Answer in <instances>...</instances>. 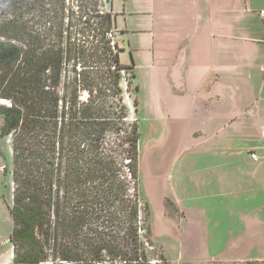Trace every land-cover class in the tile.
<instances>
[{
    "label": "trees",
    "instance_id": "1",
    "mask_svg": "<svg viewBox=\"0 0 264 264\" xmlns=\"http://www.w3.org/2000/svg\"><path fill=\"white\" fill-rule=\"evenodd\" d=\"M101 8L99 0H0L14 264H167L150 259L139 194V125L125 101L135 63L110 49L115 17Z\"/></svg>",
    "mask_w": 264,
    "mask_h": 264
},
{
    "label": "rangeland",
    "instance_id": "2",
    "mask_svg": "<svg viewBox=\"0 0 264 264\" xmlns=\"http://www.w3.org/2000/svg\"><path fill=\"white\" fill-rule=\"evenodd\" d=\"M102 6L110 10L109 0ZM262 6L254 3L253 8ZM103 7L101 10H105ZM131 56L126 51L122 59L130 64ZM215 61L217 69L221 68L217 71L220 85L212 92L221 102L211 100L204 112L199 104L207 98L201 92L194 94L190 109L175 108L166 96V103L159 104L161 110H155V96L139 87L142 76L147 77L145 70L136 67L126 74L128 78L131 73L135 75L125 92V101L130 121L136 120L139 125L138 185L141 202L148 206L152 241L148 249L155 252L149 255L152 261L162 255L167 264H264V231L253 233V226L258 225L253 221V198H264V192L253 194V186L264 184V69H259L264 56L258 54L251 65L253 71L244 58L235 61L221 55ZM211 62L209 57L203 65L209 67ZM2 125L0 116V129ZM253 154L257 160L252 159ZM12 158V133L0 135V264H14L9 241L14 185L11 173L7 177L3 173L6 166H11ZM223 159L227 181L240 178V189L229 191L238 200L233 214L228 204H213L219 196L218 188L201 185L213 183V176L203 174L202 168L214 167L218 160L222 166ZM255 167L263 170L256 181L253 175L245 174ZM235 172L240 175L234 176ZM226 200L232 199L227 195ZM263 208L257 204L259 218L264 220Z\"/></svg>",
    "mask_w": 264,
    "mask_h": 264
},
{
    "label": "crops",
    "instance_id": "3",
    "mask_svg": "<svg viewBox=\"0 0 264 264\" xmlns=\"http://www.w3.org/2000/svg\"><path fill=\"white\" fill-rule=\"evenodd\" d=\"M232 1L109 0L110 10L115 17L116 41L122 49L120 59L123 60L122 55L127 51V56L131 54L134 59V69L145 70L146 79L141 75L138 83L149 95L155 96V110H161L159 104L166 103V96L175 108L190 109L194 94L201 92L200 95L206 97L207 102L203 100L198 103L199 110L208 111L211 100L216 104L221 102L218 94L212 92V88L220 85L217 71L220 72L221 68L217 69L216 59H220L221 55L230 56L235 61L244 58L253 71L251 65L258 54L264 56V6L253 8L254 3L264 5V0H235V5H231ZM209 57L215 65L211 62V66H204L205 61L209 62ZM122 63L129 64L124 60ZM259 69L262 72L264 64ZM246 82L247 86H251V82ZM148 103L147 97L145 104ZM221 165L218 160L216 166L202 168L203 174L213 176V183L202 182L201 185L218 188L221 194L219 192L218 199L212 200L213 204L219 206L222 203L224 207L228 204L233 214L238 200L229 191L233 189L235 193L237 187L240 189V178L227 181L224 159ZM262 171L255 167L253 171L246 170L245 174L253 175L256 181ZM236 175L240 173L235 172ZM230 181L234 182L227 184ZM258 192H264V184L253 186V194ZM227 195L231 201L226 200ZM258 203L264 207V198H253V221L258 224L253 226V233L264 231V220L259 218L257 211Z\"/></svg>",
    "mask_w": 264,
    "mask_h": 264
},
{
    "label": "built area",
    "instance_id": "4",
    "mask_svg": "<svg viewBox=\"0 0 264 264\" xmlns=\"http://www.w3.org/2000/svg\"><path fill=\"white\" fill-rule=\"evenodd\" d=\"M99 1L101 2V4H104V6L107 3V0H99ZM103 9H105V10H103L105 13H109V14L112 15L111 10H106L105 7H103ZM262 14H264V12H262ZM106 36H107V38L109 40V45H110V49L112 50V52H114V53L117 52L118 51V44H117L116 36H115V29L112 28L110 31H108L106 33ZM0 104H4L6 106H10V102L7 101V100L0 99ZM251 157H252L253 160H257L255 154H253Z\"/></svg>",
    "mask_w": 264,
    "mask_h": 264
},
{
    "label": "bare ground",
    "instance_id": "5",
    "mask_svg": "<svg viewBox=\"0 0 264 264\" xmlns=\"http://www.w3.org/2000/svg\"><path fill=\"white\" fill-rule=\"evenodd\" d=\"M142 146V145H141ZM142 147H140V150H141Z\"/></svg>",
    "mask_w": 264,
    "mask_h": 264
},
{
    "label": "flooded vegetation",
    "instance_id": "6",
    "mask_svg": "<svg viewBox=\"0 0 264 264\" xmlns=\"http://www.w3.org/2000/svg\"><path fill=\"white\" fill-rule=\"evenodd\" d=\"M115 29V28H114ZM119 48V47H118Z\"/></svg>",
    "mask_w": 264,
    "mask_h": 264
}]
</instances>
